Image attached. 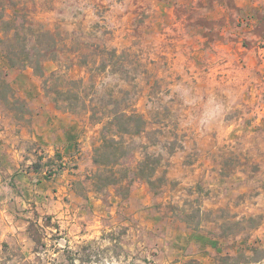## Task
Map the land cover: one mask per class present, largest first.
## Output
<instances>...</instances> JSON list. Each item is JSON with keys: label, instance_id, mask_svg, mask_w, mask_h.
Returning <instances> with one entry per match:
<instances>
[{"label": "rangeland", "instance_id": "374dc122", "mask_svg": "<svg viewBox=\"0 0 264 264\" xmlns=\"http://www.w3.org/2000/svg\"><path fill=\"white\" fill-rule=\"evenodd\" d=\"M80 262L264 264V0H0V264Z\"/></svg>", "mask_w": 264, "mask_h": 264}, {"label": "trees", "instance_id": "16d2710c", "mask_svg": "<svg viewBox=\"0 0 264 264\" xmlns=\"http://www.w3.org/2000/svg\"><path fill=\"white\" fill-rule=\"evenodd\" d=\"M7 58L11 64L12 67H20L21 65H19L13 58L11 54L7 55ZM31 66L33 67V69L35 70V72L42 78H44V73L42 71V67L39 63V61L33 60L31 61ZM46 84V81H45ZM122 119L124 120V125H123V130H126L124 133H131L132 131V123L134 122L133 120H136V123H139V121H137L136 117L129 115L128 113H121L119 115H115V117H113V122L115 124V126H117V128H119L120 132H123L120 130V126L118 127V125L116 124V122H118L119 120L122 121ZM104 141H105V145L108 144L110 141L107 137H104ZM105 145L103 146V148H105ZM40 162L42 163L40 166H38L37 170H41L43 167L44 168H56L57 170L62 169V165H56L57 162H62V156L59 153H56L54 156H47L45 158L40 159ZM40 168V169H39ZM37 216V213H36ZM47 220H51V218H47ZM51 221H49V223H47L46 226L50 227ZM55 230L59 231V226L55 225ZM27 234L30 237V239L34 242L35 245V252L39 253L40 248H45L46 245L44 243V238H46V231L45 228L40 225L37 221H29L28 226H27ZM74 264V263H72ZM80 264H82L80 262Z\"/></svg>", "mask_w": 264, "mask_h": 264}]
</instances>
